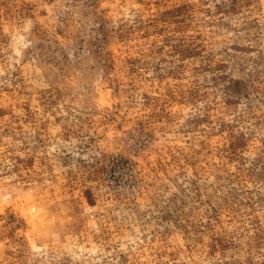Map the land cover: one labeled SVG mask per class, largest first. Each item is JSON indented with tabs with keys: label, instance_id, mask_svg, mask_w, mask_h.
I'll list each match as a JSON object with an SVG mask.
<instances>
[{
	"label": "rangeland",
	"instance_id": "obj_1",
	"mask_svg": "<svg viewBox=\"0 0 264 264\" xmlns=\"http://www.w3.org/2000/svg\"><path fill=\"white\" fill-rule=\"evenodd\" d=\"M0 264H264V0H0Z\"/></svg>",
	"mask_w": 264,
	"mask_h": 264
}]
</instances>
